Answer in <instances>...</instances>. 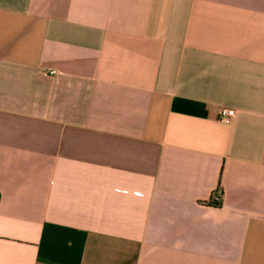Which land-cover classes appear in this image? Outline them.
I'll return each instance as SVG.
<instances>
[{
	"label": "crops",
	"instance_id": "obj_1",
	"mask_svg": "<svg viewBox=\"0 0 264 264\" xmlns=\"http://www.w3.org/2000/svg\"><path fill=\"white\" fill-rule=\"evenodd\" d=\"M0 264H264V0H0Z\"/></svg>",
	"mask_w": 264,
	"mask_h": 264
},
{
	"label": "built area",
	"instance_id": "obj_2",
	"mask_svg": "<svg viewBox=\"0 0 264 264\" xmlns=\"http://www.w3.org/2000/svg\"><path fill=\"white\" fill-rule=\"evenodd\" d=\"M58 72L55 70L50 71V75H55ZM219 120L223 123H230L235 117V110L229 108H220L218 112ZM211 202L213 205L220 206L223 203V196L221 187H219L213 194L211 198Z\"/></svg>",
	"mask_w": 264,
	"mask_h": 264
}]
</instances>
